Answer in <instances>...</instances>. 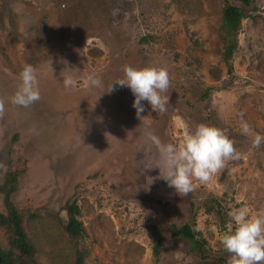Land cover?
<instances>
[{
	"label": "rangeland",
	"instance_id": "rangeland-1",
	"mask_svg": "<svg viewBox=\"0 0 264 264\" xmlns=\"http://www.w3.org/2000/svg\"><path fill=\"white\" fill-rule=\"evenodd\" d=\"M234 0H0V186L21 171L12 201L35 247L38 264H227L221 236L227 213L264 208V143L253 148L241 117L264 135V0L246 9L239 47L221 57L222 15ZM24 64L37 69L41 99L11 104ZM165 67L169 104L142 119L130 88L108 85L123 67ZM231 66V68H229ZM77 80L65 89L63 77ZM102 80L90 88L87 78ZM204 123L236 141L238 160L186 196L161 179L162 143L183 140ZM108 133L110 136H105ZM147 178H153L154 182ZM152 183V184H151ZM151 184V185H149ZM0 194V213L6 214ZM76 203L85 229L64 231L65 206ZM189 225L195 244L173 235ZM0 226V244L8 249ZM161 242L160 253L155 248Z\"/></svg>",
	"mask_w": 264,
	"mask_h": 264
},
{
	"label": "clouds",
	"instance_id": "clouds-1",
	"mask_svg": "<svg viewBox=\"0 0 264 264\" xmlns=\"http://www.w3.org/2000/svg\"><path fill=\"white\" fill-rule=\"evenodd\" d=\"M123 78H118L108 85V92L114 91V85L130 88L135 97L132 107L138 119L144 112L142 101H147L154 112L163 113L169 104L171 81L165 67L146 66L135 68L130 65L123 67ZM20 83L11 104L28 108L41 99L37 69L31 64H24L19 73ZM90 88L102 87L101 79L94 75L87 78ZM65 89L77 86L72 75L63 77ZM6 110V100L0 97V117ZM241 117V133L252 136L253 148L264 143V135L254 132L251 125ZM185 135L179 143H162L160 139L149 134L148 139L154 143L159 152V160L155 166L160 170L156 179L165 180L168 187L174 188L180 196L193 191L196 184L209 183L219 174L229 161L238 160L240 152L236 149V141L231 139L224 130L208 124H198L191 130L183 123ZM105 136H110L105 133ZM154 182L153 178H147ZM151 183V184H152ZM149 184V185H151ZM228 230L221 236V245L229 255L227 264H264V208L251 214L247 206L233 208L227 213Z\"/></svg>",
	"mask_w": 264,
	"mask_h": 264
},
{
	"label": "trees",
	"instance_id": "trees-1",
	"mask_svg": "<svg viewBox=\"0 0 264 264\" xmlns=\"http://www.w3.org/2000/svg\"><path fill=\"white\" fill-rule=\"evenodd\" d=\"M241 6H234L227 2L222 15V44L223 51L221 57L226 65L235 57L238 51V36L241 30L242 21L246 18V9L253 6L255 0H234ZM231 68V66H229ZM21 171H13L6 177L4 183L0 186V194L4 195V204L7 210L6 214L0 213V226L5 229L8 240V249H4L0 244V264H38L36 260V250L30 241L27 232L23 226V216L14 205L12 195L18 189V178ZM67 214L64 231L73 240L82 239L85 235V229L80 221V210L76 203L67 204L63 211ZM229 219V218H228ZM227 219V221H228ZM173 235L181 237L195 244L196 250H200V243L197 239L198 233L192 231L189 225L181 228L173 227ZM162 243L159 242L155 248V254L160 253ZM85 252L79 255L77 264L84 263ZM212 264V263H210Z\"/></svg>",
	"mask_w": 264,
	"mask_h": 264
}]
</instances>
